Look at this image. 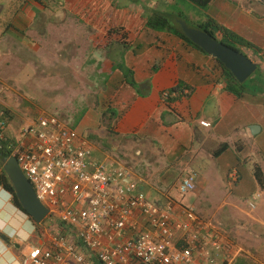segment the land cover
Masks as SVG:
<instances>
[{"label": "crops", "instance_id": "obj_1", "mask_svg": "<svg viewBox=\"0 0 264 264\" xmlns=\"http://www.w3.org/2000/svg\"><path fill=\"white\" fill-rule=\"evenodd\" d=\"M16 1L20 3L18 8ZM16 1L0 0V41H15L16 45L22 42L23 46L26 43L27 49L35 53L46 49L40 43L43 34L48 35L49 44L61 34L62 45L66 40L74 46L75 56L83 49L85 60L98 67L91 73L101 75L99 80L93 79L101 85L92 84L90 88L98 90L94 95L96 102L100 101L101 118L91 122L83 113L81 128H77L79 124L76 127L88 137L93 158L113 171L123 170L126 183L137 182L138 188L163 209L172 207L175 221L185 219L183 206H194L202 219H213L226 232H232L242 214L241 206L233 204L239 199L235 194H241L243 188L250 189L254 183L258 189H264L254 175V166L264 171V89L254 88V100L250 101L245 93L236 95L227 90L215 57L171 32L148 28L147 17L166 12L172 4L167 0ZM8 2L13 4V10L2 19ZM162 4L164 8L159 6ZM210 4V16L201 20L188 12L194 21L188 22L197 24L211 17L251 42L238 46L258 64L260 76L255 79L264 85V0H211ZM113 28L119 31L112 36ZM216 35L223 37L220 32ZM83 39L90 43L82 44ZM0 56L4 54L0 52ZM255 56L260 60L255 61ZM99 63L107 66L100 69ZM118 64L125 66L128 77ZM180 82L188 88L174 89ZM165 90L169 91L168 96L164 95ZM202 121L211 125H202ZM223 144L228 147L215 155ZM215 169L220 173L214 179L211 172ZM192 173L196 174V187L183 196L179 186ZM218 181L224 186L220 192L213 186ZM196 197L198 201L192 203ZM260 198V213L254 215V222H245L248 229H253L254 244L239 248V252L245 251L240 256L247 257L252 264H264L263 193ZM228 206L234 209L226 211ZM139 219L147 225L143 216ZM131 233L125 230L119 238H127ZM45 234L39 235L30 215L18 208L12 195L0 186V264H18L31 238L37 236L41 243ZM240 238L249 239L239 234L237 243ZM15 239L22 242L20 248L13 243ZM226 261L221 259L217 263ZM204 262L197 258L196 264Z\"/></svg>", "mask_w": 264, "mask_h": 264}, {"label": "built area", "instance_id": "obj_2", "mask_svg": "<svg viewBox=\"0 0 264 264\" xmlns=\"http://www.w3.org/2000/svg\"><path fill=\"white\" fill-rule=\"evenodd\" d=\"M8 127L0 113V140L11 139L12 156L49 209L42 242L26 245L18 264H210L224 253L228 237L220 225L194 206H183L185 219L175 221L172 207L163 209L137 182L126 183L123 170L94 159L88 137L59 115L42 111L14 135ZM195 177L181 182L183 196L195 189ZM59 221L64 228L55 227ZM128 229L131 236L119 238Z\"/></svg>", "mask_w": 264, "mask_h": 264}, {"label": "rangeland", "instance_id": "obj_3", "mask_svg": "<svg viewBox=\"0 0 264 264\" xmlns=\"http://www.w3.org/2000/svg\"><path fill=\"white\" fill-rule=\"evenodd\" d=\"M167 1L171 2V5H174L173 7L169 4L168 6L171 8L173 7V9H178V6L182 11H184L188 21H193V17L190 16L192 14L188 12H192L193 15L195 14L199 16V19L205 20L211 15V11L213 10L211 4L208 8L203 9L192 2L185 0ZM147 3L149 4L150 1ZM7 5L8 6L5 11L1 14L2 19L7 18L10 11L13 10V4L8 2ZM132 5H134V3ZM159 6L162 8L165 7L164 4ZM18 7H20V3L16 1L15 8ZM21 18L22 12L18 14L19 21ZM11 19L12 18L10 17V22ZM54 27L60 26L56 25ZM59 30V28L56 29V31ZM18 31L20 32V30ZM19 32H16V35L18 34L21 36V32ZM60 33H65V31H61ZM43 36L44 38L40 43H43L46 46V49L35 50V53L30 52L31 50L27 49L26 43L24 44L25 46H23L22 42L16 45L15 41H0V52L4 54V56H0V112L8 110V134L10 135L17 133L21 126L37 119V117L41 115L42 111L60 115V117L64 118L69 123H74L75 121L76 124L81 122L83 113L87 114L91 122H96L101 118V108L98 106L100 101L97 103V96L94 95L95 92H98V90L97 88H95V90L90 88L92 84L96 87H100L101 85V82L96 83L93 81V79L99 80L101 75L97 73L94 74V72L91 73L93 69H98V67L93 66L88 63V60H85L84 54L82 53L84 51L83 49H79L78 56H75L74 53L76 49H74V46L71 47L69 42L66 40H63L64 44L62 45L60 43L63 37L61 34H58V37L52 35V37H55L56 41H52L51 44H49L48 35L46 36L45 33ZM87 36H89V34ZM76 41H74V43H76ZM85 43L90 42L88 40L82 41V44L85 45ZM3 44L6 45L5 48ZM253 59L255 61L260 60L259 56H255ZM85 61L87 63H85ZM99 65L100 69L107 66V64L104 65L103 63H99ZM258 76H260L259 68L253 75L243 82L244 93L249 101L254 100V88L258 90L264 89V85L261 82H259V84L257 83ZM80 77L82 79H80ZM78 78L79 80H77ZM92 90L94 91L92 92ZM91 126L93 127L94 125ZM77 128H81L80 124ZM78 131L80 133L84 132L82 129H79ZM261 156L262 154L260 153L259 159ZM219 173L220 171L218 169L211 172L214 179L219 175ZM213 186L214 189H218V192H220V188L221 190H224L223 184L219 181ZM256 190H260V192H254ZM239 193L241 194H235L239 197V199L238 201L235 200L236 202H233V204H239L241 206V219L237 220L240 223L237 224V227L234 228L232 232H225L228 236L230 234L231 239L233 240V242L231 241L232 245L230 243L229 247H227L231 250L229 260H231L234 256H240V254L245 253V251L239 252V248H245L247 247L246 244L249 243L254 244V237L251 238V232L253 229H248L245 222H254V215L260 213L262 198L259 197L255 200L254 196L257 194L261 196V193L264 194V189H258V185L254 183L253 187L250 189L247 187L245 189L243 188V190ZM215 196L217 195L215 194ZM208 197L209 196L206 198ZM196 201H198V197L194 198L192 203H195ZM251 202L254 203L255 207H251ZM229 209L234 208L228 206L226 211H229ZM263 219L264 216L262 220ZM212 221L218 225L213 219ZM220 227L223 228L222 226ZM236 229H239L240 232H236ZM239 234L243 236V238L247 237L249 239L240 238L241 240L239 239V242L237 243V235ZM39 235L41 236V234ZM38 244L39 241L37 236H33L29 241V245ZM218 261L219 259H217L214 264H222L221 262L217 263ZM236 262L244 264L245 262H248V260L247 257L241 255ZM228 263L229 262L226 261L224 264Z\"/></svg>", "mask_w": 264, "mask_h": 264}, {"label": "trees", "instance_id": "obj_4", "mask_svg": "<svg viewBox=\"0 0 264 264\" xmlns=\"http://www.w3.org/2000/svg\"><path fill=\"white\" fill-rule=\"evenodd\" d=\"M131 1H136V0H131ZM185 1L192 2L193 4L197 5L200 8H203V9L208 8L210 3H211V0H185ZM170 6L174 7V5H170ZM170 6H167L166 12L165 11H158V12H155L153 15L147 17L146 26L148 28H151V29H154L157 31L171 32V33L175 34L176 36H178L179 38H181L187 44H189L192 47L204 52L205 54H207V53L201 47H199L197 44H195L193 41H191L185 35V33L183 32L181 26L178 24L176 19L179 18V19L185 20L190 26L202 29V30L210 33L214 38L220 40L224 44L231 46L240 52H243V51L238 46L239 44H241V45H250L251 44V42H249L248 40H246L243 37H240L235 32H232L229 29L223 27L222 25H220L216 20H214L211 17H209L207 19V21H205V22H199L197 24H191L188 22L187 17H186V13L184 11H182L178 6H177L178 9L174 8L175 10H177V11H175L173 9V7L171 8ZM118 31H119V29H117V28H115L114 30H110V35L113 36L114 33H118ZM216 32L222 33L223 37L218 38V36L216 35ZM216 60L218 61V64L222 69V76L224 77V80L226 82L227 90L235 93L238 96L243 95L244 94V83L239 82L237 80V78L233 75V73L229 69H227L225 67V65L219 59L216 58ZM119 66L121 68L124 67V71L126 72L125 74L128 77V73L125 69V66L124 65H119ZM187 88H188L187 85L180 82V84L174 89L182 90V89H187ZM0 113L2 114V116L8 118L7 117L8 110H4ZM8 123H9V120H8ZM70 125H72L75 129H77L76 128L77 124L75 123V121H74V123H70ZM10 141H11V139L0 140V185L3 186L6 190H8L12 194L14 204L18 208H20L21 210L26 212V210L21 205V203L17 197V194L15 192V189H14V187H13V185H12V183H11V181H10V179H9V177H8L7 173L5 172L4 167H3L5 158H8L12 155H16L15 152L9 148ZM227 147H228L227 144H223L217 151H215V155H220L222 153V151H224V149ZM254 175H255L258 183L260 184V186L263 188L264 187V171L260 166H254ZM30 219L35 223L37 232L42 235L45 231L44 228L46 226V221L48 219L46 218L42 223L35 222V220L32 218V216H30ZM55 224H56V226H55L56 228H59V227L64 228V226H65L61 221L56 222ZM79 243L82 244L81 241H79ZM230 254L231 253H226L225 259L229 260ZM239 257H241V256L238 255L234 258L235 261L233 260L234 261L233 264H240V263L236 262V260ZM247 263L252 264V262H250L249 260H248V262H245L244 264H247ZM92 264H103V263H101L99 260L94 259Z\"/></svg>", "mask_w": 264, "mask_h": 264}, {"label": "water", "instance_id": "obj_5", "mask_svg": "<svg viewBox=\"0 0 264 264\" xmlns=\"http://www.w3.org/2000/svg\"><path fill=\"white\" fill-rule=\"evenodd\" d=\"M178 23L191 41L201 47L207 54L219 59L239 82H245L258 69V64L246 54L224 44L210 33L190 26L183 19H178ZM4 170L27 214L32 216L35 222L42 223L48 216L49 209L38 198L32 183L21 170L16 156L5 158ZM13 243L18 248L22 244L17 239Z\"/></svg>", "mask_w": 264, "mask_h": 264}, {"label": "clouds", "instance_id": "obj_6", "mask_svg": "<svg viewBox=\"0 0 264 264\" xmlns=\"http://www.w3.org/2000/svg\"><path fill=\"white\" fill-rule=\"evenodd\" d=\"M178 22V21H177ZM179 24V23H178ZM210 55V54H209ZM60 116V115H59ZM202 124V123H201ZM203 125V124H202ZM210 125H211V123H210ZM209 125V126H210ZM4 167V166H3ZM1 186V185H0ZM6 192H8V193H10L8 190H6L3 186H1ZM11 194V193H10ZM12 195V194H11ZM257 195H259V194H257ZM259 197H260V195H259ZM258 197V198H259ZM257 198V199H258ZM12 199H13V196H12ZM252 207V206H251ZM221 226V225H220ZM223 230H224V228H222ZM225 231V230H224ZM226 232V231H225ZM227 237H228V243H227V245H226V247H225V250L223 251L224 253H222L217 259H224V260H227V259H225V254L227 253V251H226V249L228 250V248L227 247H229V245L228 244H230V236H228L227 235ZM230 240V241H229ZM228 253H231V250H228ZM236 256H234L231 260H227L229 263L228 264H230L231 262H232V260L235 258ZM217 261V260H216ZM216 261L215 262H213V264L214 263H216ZM210 264H212V263H210Z\"/></svg>", "mask_w": 264, "mask_h": 264}]
</instances>
